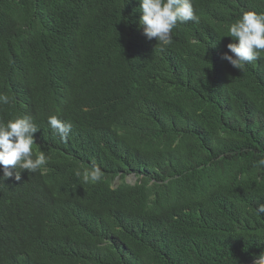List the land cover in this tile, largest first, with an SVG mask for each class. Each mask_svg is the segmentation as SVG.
<instances>
[{
	"label": "trees",
	"instance_id": "trees-1",
	"mask_svg": "<svg viewBox=\"0 0 264 264\" xmlns=\"http://www.w3.org/2000/svg\"><path fill=\"white\" fill-rule=\"evenodd\" d=\"M192 4L199 21L160 45L138 0H0V122L30 117L33 158L48 157L41 184L0 183V264H252L264 251V58L222 59L229 26L264 0ZM50 116L72 125L66 141ZM92 165L99 181L75 176ZM9 238L34 250L3 256Z\"/></svg>",
	"mask_w": 264,
	"mask_h": 264
},
{
	"label": "clouds",
	"instance_id": "clouds-1",
	"mask_svg": "<svg viewBox=\"0 0 264 264\" xmlns=\"http://www.w3.org/2000/svg\"><path fill=\"white\" fill-rule=\"evenodd\" d=\"M138 11L141 13L139 25L143 35L148 40L155 38L160 45L172 42L171 33L178 23L188 21L198 22L192 0H138ZM233 41L227 45L232 55L224 53L223 60L230 62L231 66L241 69L246 63L264 58V13L245 11L240 18L228 28V36ZM9 96L0 93V104H8ZM51 130L66 141L71 132L72 125L65 123L57 116L48 117ZM39 128L28 116L0 122V183H10L21 186L41 184L40 179L47 176L48 157L44 151L34 152L33 145H38L39 138L34 134ZM258 170H264V158L255 162ZM75 176L81 177L84 183L97 182L103 173L98 166L92 165L83 171L77 169ZM129 179H132L129 182ZM119 180L114 184H118ZM3 183V184H4ZM129 185H135L136 178L129 176L126 180ZM41 186V185H40ZM28 188V187H27ZM256 214H264V204H258ZM32 243H14L12 238L3 244V256H12L22 251H32ZM252 264H264V251L252 257Z\"/></svg>",
	"mask_w": 264,
	"mask_h": 264
},
{
	"label": "rangeland",
	"instance_id": "rangeland-1",
	"mask_svg": "<svg viewBox=\"0 0 264 264\" xmlns=\"http://www.w3.org/2000/svg\"><path fill=\"white\" fill-rule=\"evenodd\" d=\"M132 181V179H129V182H131Z\"/></svg>",
	"mask_w": 264,
	"mask_h": 264
}]
</instances>
